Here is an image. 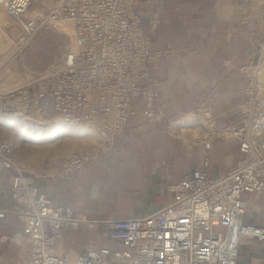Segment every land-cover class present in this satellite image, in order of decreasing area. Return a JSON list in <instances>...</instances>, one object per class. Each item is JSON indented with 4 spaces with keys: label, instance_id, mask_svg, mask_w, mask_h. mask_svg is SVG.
Segmentation results:
<instances>
[{
    "label": "built area",
    "instance_id": "1",
    "mask_svg": "<svg viewBox=\"0 0 264 264\" xmlns=\"http://www.w3.org/2000/svg\"><path fill=\"white\" fill-rule=\"evenodd\" d=\"M33 1L0 0L15 46H26L43 25L69 21L73 47L58 67L41 75L37 88L0 89V116L56 113L66 126L88 129L97 138L66 157L51 177H69L111 152L137 101L148 121H162L170 136L179 135L181 119L165 118L155 105L158 82L149 71L158 54L150 51L155 14L140 17L134 11L138 0H53L45 13L32 10ZM257 48L238 69L247 79L239 124L210 121L195 140L202 148L201 167L168 185L171 198L148 213L101 218L55 206L36 189L40 173L24 172L15 146L0 140V175L8 174L9 186L0 219L10 213L22 224L7 237L19 249L14 264H237L243 241L264 244V226L246 219L245 197H264V40ZM214 138L235 140L242 156L227 172L209 175L204 169L211 164ZM63 227L94 230L114 245L64 250Z\"/></svg>",
    "mask_w": 264,
    "mask_h": 264
},
{
    "label": "crops",
    "instance_id": "2",
    "mask_svg": "<svg viewBox=\"0 0 264 264\" xmlns=\"http://www.w3.org/2000/svg\"><path fill=\"white\" fill-rule=\"evenodd\" d=\"M263 8L264 0H138L134 11L140 17L158 18L150 45V51L158 54L149 71L158 82L155 105L165 118L195 110L201 115L202 110L217 123L239 124L247 79L238 69L264 39ZM133 110L124 130L115 136L112 152L69 177L37 179V191L55 206L86 211L89 217L124 218L137 207L141 194L158 193L156 204L157 197L168 196L166 184H175L191 168L201 167L200 145L188 147L169 137L162 121H148L142 115L139 101ZM241 156L235 140H213L211 164L204 170L209 175L225 173ZM155 173L161 175L157 185H153ZM7 176L0 175V206L9 205ZM21 229L10 213L0 219V260H15L18 247L7 237ZM85 229L63 227L59 245L76 249L72 244ZM94 233L92 246L114 245Z\"/></svg>",
    "mask_w": 264,
    "mask_h": 264
},
{
    "label": "rangeland",
    "instance_id": "3",
    "mask_svg": "<svg viewBox=\"0 0 264 264\" xmlns=\"http://www.w3.org/2000/svg\"><path fill=\"white\" fill-rule=\"evenodd\" d=\"M52 4L53 0H35L31 9L38 13H45L52 7ZM262 30L264 33V16ZM14 35V29L8 25V20L0 9V89L4 91L37 88L40 84L41 75L54 67H58L64 55L73 47L71 25L66 22L41 26L33 39L22 48L16 47L13 43ZM257 44L256 51L249 58L258 54ZM200 112L201 115H199L198 110H195L174 116L181 119V132L177 137H172L166 132L164 124L165 133L169 137L182 141L188 147L199 145L195 144V140L198 139L201 132L209 128L210 121H215V117L207 115L202 110ZM40 118L35 114L31 115L29 119L0 116V140L9 141L15 146L24 172L29 174L40 173L39 180L55 179V177L50 176V173L66 157L75 151L88 149L91 144L96 142L97 138L88 129L66 126L59 120L56 113L52 115L50 121L52 125L51 123L46 124V126L39 124L43 120ZM215 123L217 122L215 121ZM140 133L142 134V132ZM216 139L221 142L233 140L231 138H214L213 140ZM160 177L159 173L154 174L153 182L155 183L153 185H157ZM168 185L164 186L166 194H168L166 191ZM157 194L150 193L149 195L141 194L138 196L140 202L130 216L148 213L168 201L169 194L168 196L162 194L161 196L158 195L156 204H153ZM246 200L248 201L246 219L264 226V197L252 194L248 195ZM94 235V230L85 229L79 241L75 240L76 243L72 244L74 247L77 246L76 249L61 247L64 250L81 251L93 244L90 243V240ZM78 246H82V249L79 250ZM238 253L237 264H264V244L251 240L243 241ZM18 255L19 249L13 262L8 263L0 260V264H14L18 260Z\"/></svg>",
    "mask_w": 264,
    "mask_h": 264
},
{
    "label": "bare ground",
    "instance_id": "4",
    "mask_svg": "<svg viewBox=\"0 0 264 264\" xmlns=\"http://www.w3.org/2000/svg\"><path fill=\"white\" fill-rule=\"evenodd\" d=\"M66 23H68V24H70V22L69 21H65ZM32 118V117H31ZM37 119V118H36ZM40 119H43V120H41V122L39 123V124H43V125H45L46 126V124H48V123H51L50 121H51V119H52V115H51V113L49 114V115H46V116H44V117H42V118H40ZM54 119V118H53ZM39 122V121H38ZM51 125H52V123H51ZM50 125V126H51ZM47 127H49V126H47ZM80 151H84V150H80ZM76 152V151H75ZM71 155V154H70ZM69 155V156H70Z\"/></svg>",
    "mask_w": 264,
    "mask_h": 264
}]
</instances>
